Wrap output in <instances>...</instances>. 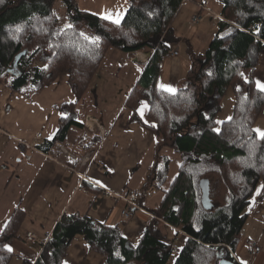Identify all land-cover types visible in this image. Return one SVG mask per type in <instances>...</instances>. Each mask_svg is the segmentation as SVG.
<instances>
[{
	"label": "trees",
	"instance_id": "trees-1",
	"mask_svg": "<svg viewBox=\"0 0 264 264\" xmlns=\"http://www.w3.org/2000/svg\"><path fill=\"white\" fill-rule=\"evenodd\" d=\"M60 1L67 23L73 25L71 30L59 25L57 0L0 3V84L13 93L29 96L66 74L76 97V103L58 108L61 114L67 113V118H60L55 137L37 149L54 155L57 142L73 151L72 142L77 146L74 153L78 165L80 156L98 146L101 138L85 129L84 122L76 116V108L97 78L109 51H153L125 103L132 110L131 122L143 125L136 109L141 100H146L148 118L155 125L151 128L155 157L143 190L159 189L165 183L169 159L161 155L162 148L169 147L179 154L181 166L162 202L149 209L154 219L137 246L130 247L118 227L97 224L78 213L64 214L47 236L37 260L29 264H63L77 235L106 257L105 264H167L174 243L163 234L164 224L181 230L187 237L174 264H220L223 260L235 264L230 250L239 244L255 189L264 184V160L260 158L264 156V140L257 141L259 147L250 156L248 135L264 110V93L257 91L254 82L264 55V0H218L224 20L218 21L214 38L204 54L196 58L175 95L161 90L158 78L165 58L163 45L175 42L172 25L183 0H130L120 27L80 11L74 0ZM17 26H22L23 31L16 33ZM57 32L61 34L55 35ZM81 32L100 36L99 46L83 41ZM56 44L60 47L50 46ZM23 51L26 53L16 70L20 75L14 77L8 70ZM229 90L234 95L231 120L216 124L221 102ZM214 128H219V133ZM71 130L77 134L71 136L70 142ZM251 136L256 139V133ZM242 162L254 166L246 167ZM209 174H217L229 193L227 204L211 211L203 208L200 190V181ZM263 196L255 197V203ZM24 217L18 206L0 235V264L9 263L12 254L5 251L4 245L19 238Z\"/></svg>",
	"mask_w": 264,
	"mask_h": 264
},
{
	"label": "crops",
	"instance_id": "crops-1",
	"mask_svg": "<svg viewBox=\"0 0 264 264\" xmlns=\"http://www.w3.org/2000/svg\"><path fill=\"white\" fill-rule=\"evenodd\" d=\"M202 1H182L172 25L175 38L172 44L178 46L179 54L177 57L163 59L158 86L171 85L177 91L181 84L184 85L187 73L194 65L193 58L203 55L214 38L217 21L207 17L197 25L191 22ZM209 3L207 0L208 8L221 16L220 3L219 11L212 9ZM76 5L80 11L100 17L106 11L128 9L130 0H87L82 9L77 3ZM116 50L109 51L103 64L110 56L118 58L119 50ZM152 54L153 51L124 53L125 59L137 71L134 83ZM37 66L41 67L39 64ZM167 73L170 79L168 84L165 82ZM258 79L264 82V55L256 68L254 82ZM94 82L96 84V79ZM97 82L99 86L103 84V88L110 95L115 94V97L110 104L99 107L100 111L97 113L81 111V102L77 105L78 120L84 122L85 128L91 126V131H95L101 138L98 146L80 156L78 165L75 161L77 154L74 153L77 146L71 142V136L77 134L74 130L70 132L73 151L67 150L59 142L54 146V155L37 149L44 141H50V135L54 134L53 138L55 137L62 117L58 108L71 104V101L76 103L68 76L59 75L52 84L40 91H32L29 96L13 93L5 84H0V235L18 206L25 213L19 238L7 242L14 249L8 264L34 263L47 236L64 214L78 213L86 215L97 224L118 227L127 244L130 247L137 246L146 227L154 219L149 209L159 206L178 174L180 155L173 149L164 147L161 155L169 159L165 183L155 192L154 188L147 192L143 190L155 157V135L151 131L154 123L148 118L149 104L146 100H141L137 105V116L143 125L131 122L132 110L125 103L134 83L130 90L119 95L115 91L117 86L106 85L100 74ZM97 86L96 84L93 93H87L96 97L95 107L103 91L102 88L97 90ZM109 86L113 87L109 89ZM141 102L148 105L143 119L138 112ZM255 128L264 131V110ZM38 133H41V138L37 137ZM96 180L105 187L96 185ZM133 192L139 193V198L135 200L136 207L132 209L131 218L123 219L126 200H133ZM215 208L218 206L214 205ZM250 209L241 230L239 244L235 250H230L235 264H240L241 259L248 264H264V196ZM27 232L35 235V244L26 242ZM162 232L167 239L173 240L174 251L167 264H174L187 237L181 230L167 224L162 226ZM253 244L261 247V252L254 256L251 255ZM64 261L68 264H105L106 257L91 249L83 236L77 235L73 238Z\"/></svg>",
	"mask_w": 264,
	"mask_h": 264
},
{
	"label": "rangeland",
	"instance_id": "rangeland-1",
	"mask_svg": "<svg viewBox=\"0 0 264 264\" xmlns=\"http://www.w3.org/2000/svg\"><path fill=\"white\" fill-rule=\"evenodd\" d=\"M80 9L85 6L87 0H74ZM209 4L212 9H215L216 11H219V1L218 0H209ZM55 11L60 17V23L59 25L61 28H63L67 23V16L65 13V8L62 5L60 0H57L55 4ZM212 11V10H211ZM201 13V10L199 9L198 13L195 15H198ZM222 17V16H221ZM209 18V17H208ZM224 19V18H223ZM117 51V50H116ZM118 58H113L110 56V58L101 66V68L98 71L97 76L100 74L103 77V80L105 81L106 85H116L117 88L115 89L116 93L121 95L125 90H130L131 84L134 83L135 76L136 75V69L134 66H131L128 62V59H125L124 52L119 51ZM194 61H196V58H193ZM168 73L166 74V84H168ZM111 76H114V79H111ZM117 78V79H116ZM116 80V81H115ZM97 86V90L103 89L101 94V99L97 100L98 105L94 104V101H96V97L92 94L95 90V87ZM96 84L93 81L89 90L92 93L89 95L85 94L84 98L82 99L81 103L79 104V108L81 111H93L94 113H97L100 111L101 106L110 104L111 100H114L115 94L110 95L106 88H103V84L99 86L96 78ZM183 86V84L180 85V88ZM110 87L113 86H109ZM234 102V95L231 90H229L222 102H221V110L219 114L217 115L218 118H216L217 121H224L228 120L229 117L232 115V107ZM79 108L77 111V114L79 116ZM88 132L90 131L88 128H85ZM93 131H90V133ZM95 132V131H94ZM93 132V133H94ZM206 178L209 179V186H210V199L211 202L217 207L223 206L227 204L229 200V193L223 184V182L220 180L219 176L217 174H209L206 176ZM153 189V192H155Z\"/></svg>",
	"mask_w": 264,
	"mask_h": 264
},
{
	"label": "snow or ice",
	"instance_id": "snow-or-ice-1",
	"mask_svg": "<svg viewBox=\"0 0 264 264\" xmlns=\"http://www.w3.org/2000/svg\"><path fill=\"white\" fill-rule=\"evenodd\" d=\"M2 2H3V0H0V3H2ZM126 12H127V9H124V10H119L118 9L116 12L106 11V12L100 14V19L104 20V21H107V22H110L111 24H113V25H115L117 27H120L122 21H124V19H125ZM64 28L71 30V29H73V25L71 23H69V24H66L64 26ZM14 31L16 33H20V32L23 31V28H22V26H17L14 29ZM61 31H63V30H61ZM60 34H61L60 32L55 33V35H60ZM79 36L82 37L83 41L87 42V44H90L93 47H98L99 44H100L101 37L98 36V35L97 36H88L85 33L81 32V33H79ZM13 39H16V37L13 36ZM50 46L57 47V48L60 47L59 44L50 45ZM71 46L75 47V44H73ZM209 75H211V73H209ZM240 75L242 77L244 76L243 73H240ZM244 79H245L246 83L249 82L246 77ZM158 87L161 90L166 91V92H168L170 94L175 95V93H176V89L173 88L171 85L160 84ZM255 87H256L257 91H259L260 93H264V82H261L259 79L256 80L255 81ZM237 90L239 91V88ZM245 99H247V97H245ZM71 103H75V101H71ZM147 107H148V105L145 102H141L140 107L138 108V112H139L140 117L142 119L144 118L145 110L147 109ZM61 115H62L63 118H67V113H62ZM206 118L210 119V117H206ZM229 120H231V117H229ZM145 122L147 123V121H145ZM215 123L216 124H221L223 122L222 121H215ZM154 126L155 125H153V127ZM213 131H216L217 133H219L220 129L219 128H214ZM253 132L256 133V139H253L252 136H251V133H253ZM53 135L49 136L50 140L53 139ZM248 135H249V142H250L249 143V154H250V156H253V155H255L256 150L259 147L257 141L264 140V131H262L259 128H252V129L249 130ZM260 158L262 160H264V156H261ZM242 163H244V166H246V167H253L254 166L251 162H242ZM94 183L96 185H99L100 187H105V185H103L99 180H96ZM262 190H264V184H261L259 187H257L255 189V195L253 197V200L250 201V204H253V205L255 204V197H261L262 195H264V193H262ZM249 239H251V238L249 237ZM4 249L8 253H12L14 251V249L8 244L4 245ZM117 255H119V253H117ZM237 259H239V258H237ZM63 264H68V262L64 261ZM240 264H248V262L243 260V259H241L240 260Z\"/></svg>",
	"mask_w": 264,
	"mask_h": 264
},
{
	"label": "built area",
	"instance_id": "built-area-1",
	"mask_svg": "<svg viewBox=\"0 0 264 264\" xmlns=\"http://www.w3.org/2000/svg\"><path fill=\"white\" fill-rule=\"evenodd\" d=\"M185 1V0H184ZM199 9L201 10V13L198 15H194L191 18V22L193 24H199L201 23L205 18L209 17L212 18L215 21H222L224 20L221 16L214 14L207 6V0H203L202 3L199 6ZM163 51L165 53V57H177L179 54V48L175 44H165L163 45ZM94 122V121H92ZM91 126H87L89 130H93L90 128ZM41 133L37 134L38 138H41ZM84 190V189H83ZM133 200H126L127 202V207L126 209L122 212V217L123 219H129L132 217V209L136 207L135 200L139 198V193L133 192L132 193ZM25 240L26 242L35 244L37 241V238L32 232H27L25 233ZM261 252V247L258 244H253L252 249H251V255H257ZM232 255V254H231Z\"/></svg>",
	"mask_w": 264,
	"mask_h": 264
},
{
	"label": "water",
	"instance_id": "water-1",
	"mask_svg": "<svg viewBox=\"0 0 264 264\" xmlns=\"http://www.w3.org/2000/svg\"><path fill=\"white\" fill-rule=\"evenodd\" d=\"M25 51H23L22 53H20L19 55H17L15 57L14 63H13V67L11 69L8 70V73L14 77H17L20 75V73L17 70V66L19 63V60L21 59L22 56L25 55ZM200 190H201V204L203 206V208L207 211H211L214 209V205L211 202L210 199V186H209V179L208 178H203L200 181ZM220 264H234L230 261L227 260H223L220 262Z\"/></svg>",
	"mask_w": 264,
	"mask_h": 264
}]
</instances>
